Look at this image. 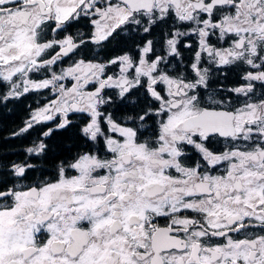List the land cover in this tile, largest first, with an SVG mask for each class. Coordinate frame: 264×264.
<instances>
[{
	"label": "snow or ice",
	"instance_id": "6c2138e0",
	"mask_svg": "<svg viewBox=\"0 0 264 264\" xmlns=\"http://www.w3.org/2000/svg\"><path fill=\"white\" fill-rule=\"evenodd\" d=\"M21 106L0 264H264V0H0Z\"/></svg>",
	"mask_w": 264,
	"mask_h": 264
},
{
	"label": "flooded vegetation",
	"instance_id": "af4514ba",
	"mask_svg": "<svg viewBox=\"0 0 264 264\" xmlns=\"http://www.w3.org/2000/svg\"><path fill=\"white\" fill-rule=\"evenodd\" d=\"M25 103H34L33 99L29 98ZM23 106L16 108L14 112H7L6 116H0V150H15L19 147L20 141L8 140L5 143V139L9 138L12 131H14L20 124L23 117Z\"/></svg>",
	"mask_w": 264,
	"mask_h": 264
}]
</instances>
